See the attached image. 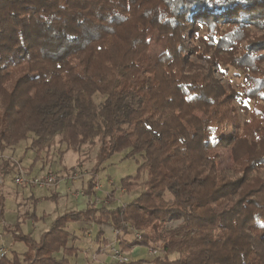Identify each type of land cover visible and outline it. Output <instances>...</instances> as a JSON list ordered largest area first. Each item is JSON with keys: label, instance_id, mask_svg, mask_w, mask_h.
Masks as SVG:
<instances>
[{"label": "trees", "instance_id": "16d2710c", "mask_svg": "<svg viewBox=\"0 0 264 264\" xmlns=\"http://www.w3.org/2000/svg\"><path fill=\"white\" fill-rule=\"evenodd\" d=\"M14 1L0 0V151L28 141L37 162L57 135L62 154L98 150L86 209L38 241L16 224L27 250L0 264H79L74 223L97 226L98 240L119 231L122 252L162 253L129 264H264V178L253 175L264 167V0ZM202 25L200 52L188 33ZM222 66L243 71L252 123L241 125ZM218 147H231V170ZM125 152L139 168L122 188L143 192L122 207L91 203L103 165ZM4 212L0 195V223Z\"/></svg>", "mask_w": 264, "mask_h": 264}, {"label": "rangeland", "instance_id": "374dc122", "mask_svg": "<svg viewBox=\"0 0 264 264\" xmlns=\"http://www.w3.org/2000/svg\"><path fill=\"white\" fill-rule=\"evenodd\" d=\"M22 0H15L13 4H23ZM260 34L254 29L251 32L252 36ZM189 44L192 49L197 48L203 52L205 45L203 39L207 38V30L205 25L196 33H188ZM256 35V36H257ZM246 42H243V46ZM239 53H243L240 49ZM196 63H201L196 56L191 57ZM216 77L221 81L224 87L231 92H237L238 96L235 98L234 104L237 108L241 125L248 122L252 123L254 120V101L247 99L243 95L245 76L243 71H239L233 67L222 66L216 69ZM97 103L101 102L97 98ZM61 137L57 135L54 138V143L51 148L45 150L39 160L34 162L36 154L30 147L31 142H22L19 147L9 148L4 152L0 151V195L5 197V212L3 222L0 223V248L4 247L8 251V256L13 251L22 254L26 252L27 247L23 243H15L13 240L14 226L20 224L22 231L25 234H31L35 240H39L41 234L48 230L52 222L67 211H77L84 208L82 205L85 196L82 192L87 187V182L93 174V168L96 165V156L98 147L85 146L78 154L68 151L62 154L65 150L64 145L60 144ZM215 151L221 154V170H231L233 160L231 155V147L216 148ZM34 152V153H33ZM126 152L114 155L107 161L98 174V185L101 186L100 191H96V197L105 203L110 208L122 207L131 202L136 196L143 192L138 182L137 186L132 190L125 191L122 188L121 182L127 177L136 176L139 168V163L135 159H126ZM7 163V164H5ZM7 166V167H6ZM21 170L32 177L42 176L47 173H54L58 175V182L55 186L48 189H38L36 187L18 186L16 178L19 176ZM75 170L80 173H86L83 178L74 182L69 177ZM6 174V172H9ZM264 178V167L259 169L257 173L253 174ZM105 185V189L103 188ZM59 190V192H57ZM103 192L106 195H103ZM50 198V200H43ZM95 198V197H94ZM93 198V199H94ZM87 200V199H86ZM107 207V208H108ZM35 215L38 221L31 218ZM178 222H169L168 229H175ZM86 226L79 223H74L69 226V230L75 233L78 241L74 244L77 248L85 250L88 253L80 256L79 264H104L106 257H111V248L103 251L105 257L98 256V253L103 249V243H97L98 227L92 226L88 228L89 232L82 229ZM10 231H7V229ZM13 232V233H12ZM109 232V231H108ZM109 241L114 242L116 238L113 232L108 233ZM71 245V243H70ZM117 247L119 248L118 244ZM120 249V248H119ZM147 248L136 250L135 252H128L131 260H146L152 261L155 257L162 256L161 252L152 253ZM127 256V253L124 252ZM177 254L170 256L171 259H176ZM107 264H120L113 258L109 259Z\"/></svg>", "mask_w": 264, "mask_h": 264}, {"label": "built area", "instance_id": "2783aa9c", "mask_svg": "<svg viewBox=\"0 0 264 264\" xmlns=\"http://www.w3.org/2000/svg\"><path fill=\"white\" fill-rule=\"evenodd\" d=\"M86 173H80L79 171L74 170L73 173H71L70 175V179L74 182L78 181L79 179L83 178V176H85ZM16 184L18 186H26V187H36L38 189H47L49 187L55 186L58 182V175L54 174V173H47L45 175L42 176H35L32 177L27 173H24L22 170L19 174V176L16 178ZM2 183L1 179H0V184ZM101 186H99L97 184L96 187V191H100ZM82 195L85 196V193L82 192ZM87 197V196H85ZM91 203L95 204V205H100L101 201L98 199V197L95 196L94 199H92ZM113 236L116 238V240H114V242L110 241L109 242V248H111V252H112V258L120 264H129L130 263V258L128 256H126L124 254V252H122L118 247V241H117V237L119 236V231L117 230H113ZM152 252V251H151ZM152 253H156V251L152 252ZM8 256V251L4 248L1 247L0 248V258L2 257H6Z\"/></svg>", "mask_w": 264, "mask_h": 264}, {"label": "crops", "instance_id": "0c3cea01", "mask_svg": "<svg viewBox=\"0 0 264 264\" xmlns=\"http://www.w3.org/2000/svg\"><path fill=\"white\" fill-rule=\"evenodd\" d=\"M104 187V189H105V185H103ZM57 192H59V190H57ZM103 195H106L104 192H103ZM86 199L85 200H83V202H82V206L84 207V208H82V209H80V210H84V209H86V207H87V205H88V202H89V199L87 198V197H85ZM119 207V206H118ZM80 210H78V211H80ZM102 229V231H103V237L101 238V240H98V239H96V242L97 243H100V242H102L103 243V249L100 251V253H98V256L100 255V256H104L105 257V255L103 254V251H104V249L105 250H107V249H109V236H108V233L109 232H112V228L111 227H109V226H105V227H103V228H101ZM45 231H47V230H45ZM98 231H99V228H98ZM109 231V232H108ZM86 233V232H85ZM77 242H80V240L78 241V240H76V243ZM81 243V242H80ZM141 249V247H137V248H134L131 252L133 253V252H135L136 250H140ZM88 253L89 252H86L85 250H81V249H79V252H78V256H77V260H79L80 259V256H82V255H86L87 257H88ZM127 253V256L129 257V254H128V252H126ZM112 258V256L110 257H106V263H104V264H107V262H108V260L109 259H111Z\"/></svg>", "mask_w": 264, "mask_h": 264}, {"label": "snow or ice", "instance_id": "6c2138e0", "mask_svg": "<svg viewBox=\"0 0 264 264\" xmlns=\"http://www.w3.org/2000/svg\"><path fill=\"white\" fill-rule=\"evenodd\" d=\"M217 3H219V0H216Z\"/></svg>", "mask_w": 264, "mask_h": 264}]
</instances>
